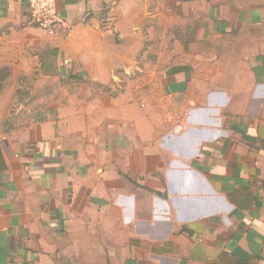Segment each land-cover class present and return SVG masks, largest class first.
Listing matches in <instances>:
<instances>
[{"label":"crops","instance_id":"1","mask_svg":"<svg viewBox=\"0 0 264 264\" xmlns=\"http://www.w3.org/2000/svg\"><path fill=\"white\" fill-rule=\"evenodd\" d=\"M118 4L57 0L63 23L50 35L28 24L25 0H0V73H59ZM258 6L242 18L225 68L168 70L159 122L151 100L114 99L102 105L106 141L73 126L58 134L51 119L1 134L0 264H264V0Z\"/></svg>","mask_w":264,"mask_h":264},{"label":"rangeland","instance_id":"2","mask_svg":"<svg viewBox=\"0 0 264 264\" xmlns=\"http://www.w3.org/2000/svg\"><path fill=\"white\" fill-rule=\"evenodd\" d=\"M261 1L119 0L98 28L83 35L73 51L69 48L71 57L63 59L59 73L14 76L1 70L0 135L51 119L58 134L73 126L74 135L106 141L112 130L102 105L112 106L114 99L137 104L149 99L154 122L161 121L172 92L168 70L225 68L240 45L242 18ZM43 54L42 63L52 62V55Z\"/></svg>","mask_w":264,"mask_h":264},{"label":"built area","instance_id":"3","mask_svg":"<svg viewBox=\"0 0 264 264\" xmlns=\"http://www.w3.org/2000/svg\"><path fill=\"white\" fill-rule=\"evenodd\" d=\"M25 1L29 6L28 24L38 27L50 35L56 34L63 23V19L59 14L57 0Z\"/></svg>","mask_w":264,"mask_h":264},{"label":"water","instance_id":"4","mask_svg":"<svg viewBox=\"0 0 264 264\" xmlns=\"http://www.w3.org/2000/svg\"><path fill=\"white\" fill-rule=\"evenodd\" d=\"M71 31H72V29L69 32H71Z\"/></svg>","mask_w":264,"mask_h":264}]
</instances>
